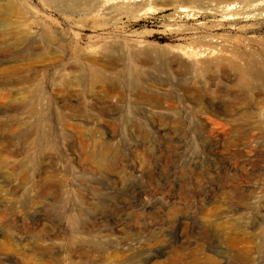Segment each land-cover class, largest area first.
Wrapping results in <instances>:
<instances>
[{
	"label": "rangeland",
	"instance_id": "1",
	"mask_svg": "<svg viewBox=\"0 0 264 264\" xmlns=\"http://www.w3.org/2000/svg\"><path fill=\"white\" fill-rule=\"evenodd\" d=\"M77 1L0 0V264H264V7Z\"/></svg>",
	"mask_w": 264,
	"mask_h": 264
},
{
	"label": "bare ground",
	"instance_id": "2",
	"mask_svg": "<svg viewBox=\"0 0 264 264\" xmlns=\"http://www.w3.org/2000/svg\"><path fill=\"white\" fill-rule=\"evenodd\" d=\"M61 1H62L61 4L65 5L66 12L70 15H86L88 13V9H83V8L79 7L77 0H61ZM140 1L141 0H116V2L119 4H130V3H132L135 6L139 5L137 2H140ZM186 2H188L190 4L194 3V5L197 4V5H201V6H199V8H196V7H194V5H190V6L189 5H181V6L177 7L178 13H181L185 16H188V15H191L194 11H197V12L203 11V12L207 13V12L213 10V11L220 12V13L224 14L225 16H227L229 19L233 20L234 22H233L232 26H234V27L238 25L239 21H237V20L239 18H241L244 14L253 12V10L258 8L259 6L264 7V0H230L229 3H225L224 5H215V6H214V4H212V2L210 0H186ZM260 11H262V10H260ZM263 11H264V8H263ZM259 15L264 17V13L263 14L259 13ZM240 41L242 42L243 40H240ZM214 43L220 44L221 40L215 39ZM236 53H238V52L236 51ZM239 55L240 54H237V56H239ZM142 56L144 58H146L145 54H142ZM102 61H104V60H102ZM95 77H99V75L95 74ZM240 77H241V79H244L243 72L240 73ZM251 79L252 80L258 79L257 74L253 73L251 76ZM244 85L250 86V82L248 79L245 80ZM250 88H252V87L250 86ZM262 95H264V92H256L257 98L262 99L263 98ZM205 104H206V108L211 109V107H212L211 103L206 102ZM245 109H246L245 110L246 112H244L245 116L252 114L251 111L249 110V108H245ZM4 260L10 262L9 258H5ZM13 263H16V262H13ZM21 263H22V261H21Z\"/></svg>",
	"mask_w": 264,
	"mask_h": 264
}]
</instances>
